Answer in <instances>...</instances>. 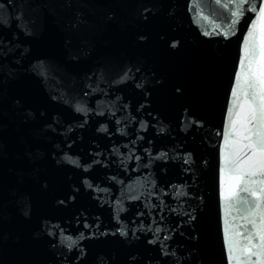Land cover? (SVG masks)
<instances>
[{
	"label": "snow or ice",
	"instance_id": "6c2138e0",
	"mask_svg": "<svg viewBox=\"0 0 264 264\" xmlns=\"http://www.w3.org/2000/svg\"><path fill=\"white\" fill-rule=\"evenodd\" d=\"M214 4L219 5L221 9L226 10L221 13L222 19L227 27L221 32L223 25L214 27L211 32L204 31V37H221L227 39L230 34H235L237 27L247 18L251 23L243 41V57L240 59V71L235 75V86L231 89V99L233 106L227 109V126L223 131H217V136L223 137L224 148L221 153L223 165L220 169L222 183L225 177L230 181V186L225 193V199L229 205L236 209L237 215L243 223L232 228L231 233L226 226L225 228V245L227 264H264V0H213ZM9 8H14L13 0H8ZM145 13L151 11L149 8L144 9ZM189 12H195L200 15L202 20H207V16H203L197 11L191 3L188 5ZM255 17V19H253ZM147 19V15L144 17ZM195 22V21H193ZM12 23L22 30L25 34H30L28 22L22 13L11 15L7 18L0 17V27L8 28ZM140 40L146 37L140 36ZM180 41L173 38L169 43V47L175 49L179 46ZM27 49L21 50L19 45L12 40H0V69L5 63H10V57L16 64L20 63L27 54ZM36 77L47 79L50 71L49 65L37 59L30 65L29 69ZM142 72V67L135 64H128L118 68L103 66L101 69L87 76L81 84L79 92L74 95H53V100H60L64 104L72 108L79 114L82 119L78 123V127L83 128L88 119L92 116L110 117L114 122L113 130L109 129L104 123H100L98 132L105 135L118 134L128 139V143L120 146L113 144L111 148L105 150H93L88 154V160L83 161L77 155L70 154L71 144L67 141L64 143L69 151L64 152L63 149L53 154V158L61 165H67L74 169L80 170L83 174L89 173L96 167L108 169L113 164L118 169L127 172L132 163L137 166L133 168L136 171L139 167L146 169L151 168L152 164L159 160L162 162L177 163L183 173H191L195 175L194 166L196 160L194 152L184 148L182 145H174L171 149L161 150L157 154L147 148H143L144 155L139 154L138 143L145 140L141 132L147 131L150 124L147 120L138 119L141 110L158 121V117L153 116L148 111L146 103H139L136 109V115L132 114L131 105L124 103L122 97L116 95L112 99L113 90H118L122 84L131 82L136 89H143L144 84L140 82L138 75ZM14 71H7V77H14ZM159 83V80L156 81ZM177 95H183V89L176 87L174 89ZM96 98L95 107L91 106L90 101ZM147 99V97H145ZM15 107L21 111L25 122L36 119V115L24 109L21 99L15 98L13 101ZM126 113V115H118V113ZM43 121V128L40 133L43 137H47L50 132L55 131L57 136L63 135V125L57 121H49L45 117V113L41 112L38 116ZM139 125L135 129V125ZM204 122L196 118L189 109H184V119L180 122L179 131L185 135L192 134L193 137L197 130L204 128ZM135 129V131H133ZM73 126L68 125L65 131L72 132ZM157 135H169L170 132L164 126L159 127ZM134 135V138L130 136ZM68 140L75 141L72 137ZM175 139V138H173ZM152 144V140L147 141ZM61 152L63 155L61 156ZM30 157L34 154L28 153ZM145 157L147 162L145 163ZM207 164V161H204ZM151 177V172L148 174ZM104 179L115 185L120 184L121 195L115 197L110 206L113 208V219L118 225L116 232L121 237L128 239L129 236L139 239L137 233L148 234L152 238L147 239L146 243L152 246V250L156 255H150L143 259L136 255L129 258V264H189V259L183 257L177 248H173L169 243L174 237V233L182 225L177 224L175 227H167L165 223L164 211L175 213L180 217H187L184 223L191 224L197 219L195 208L191 211H185L182 208L178 210L167 204L166 198L172 197L174 200L187 203L191 199H196L189 192L184 191L185 184H169L161 187L154 179H146L141 185L139 191L128 186V191L123 190L124 182L119 179L118 175L105 176ZM81 185L92 192L99 194H108L110 188L102 187L91 179L85 178ZM170 189V190H166ZM43 189H47V184L43 185ZM80 192V186H73L71 190L63 197L56 200L59 207H67L69 203L76 200ZM125 200L136 201L142 203L143 207L137 209L135 217L131 223L137 225L129 228L128 225L121 222L120 213L127 212L124 207ZM107 202V201H105ZM24 215L28 216L31 212L30 202L24 206ZM157 214L159 218L157 219ZM83 216V213H81ZM81 216L75 217L77 221ZM99 220V217H97ZM151 220V223L147 221ZM84 229H91L92 224L83 223ZM101 225L96 224V232L92 233L95 237L109 235L106 231H99ZM37 235L45 239L50 246L54 261L53 264H83V258L86 256L85 249L80 246L79 240L85 239L84 233L80 232L78 236L69 235L65 227L61 223L54 222L51 218H43L42 228ZM180 235H184L180 232ZM101 264H110L108 260H101Z\"/></svg>",
	"mask_w": 264,
	"mask_h": 264
},
{
	"label": "water",
	"instance_id": "95a60500",
	"mask_svg": "<svg viewBox=\"0 0 264 264\" xmlns=\"http://www.w3.org/2000/svg\"><path fill=\"white\" fill-rule=\"evenodd\" d=\"M190 3L208 19L202 20L197 13L189 12ZM221 13L226 14V10L214 4L213 0H182L174 33L180 44L170 51L150 148L154 155L174 145L192 150L196 160L195 175L183 173L175 162L159 160L146 169L145 175V180L154 179L161 187L183 183V190L196 197L187 203L166 198L167 204L178 210L191 211L195 208L197 219L191 224L184 223L187 217L167 210L163 213L167 227L182 225L169 243L173 248L179 245L177 250L183 253L185 259H189L191 254L189 264H227L225 228L227 226L231 233L233 227L243 223L236 209L225 199L230 181L225 177L222 183L220 169L224 142L223 137L216 133L223 131L228 123L227 109L233 106L231 89L235 86V75L240 71L243 41L251 21L245 18L235 34H230L227 39L204 37V31L211 32L214 27L223 25L222 32L227 27ZM176 87L183 89V95L175 93ZM185 108L205 125L197 130L194 137L179 131ZM161 126L167 128L170 134L157 135L156 130ZM147 222L151 223V220ZM137 236L139 239L135 238L133 255L141 259L156 255L152 246L146 243L152 238L151 234L138 232Z\"/></svg>",
	"mask_w": 264,
	"mask_h": 264
}]
</instances>
